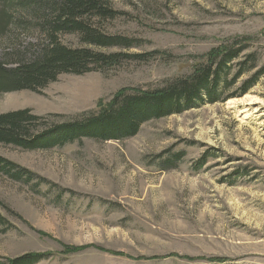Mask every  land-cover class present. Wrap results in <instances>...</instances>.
Returning a JSON list of instances; mask_svg holds the SVG:
<instances>
[{
    "label": "rangeland",
    "instance_id": "374dc122",
    "mask_svg": "<svg viewBox=\"0 0 264 264\" xmlns=\"http://www.w3.org/2000/svg\"><path fill=\"white\" fill-rule=\"evenodd\" d=\"M102 1L119 14L89 22L132 46L92 49L145 57L61 74L39 92L2 93L0 113L29 108L43 118L41 129L81 119L120 89L153 91L189 76L238 37L251 36L258 67L231 92L264 60V0ZM12 9L0 59L12 48L32 50L42 37L39 16L21 3ZM59 41L85 47L76 34ZM204 151L207 163L195 169ZM0 155L47 181L0 174L2 258L50 252L36 264H264V74L239 97L150 120L125 140L84 138L46 151L0 144Z\"/></svg>",
    "mask_w": 264,
    "mask_h": 264
},
{
    "label": "trees",
    "instance_id": "16d2710c",
    "mask_svg": "<svg viewBox=\"0 0 264 264\" xmlns=\"http://www.w3.org/2000/svg\"><path fill=\"white\" fill-rule=\"evenodd\" d=\"M15 3L27 6L31 13L39 16L42 37L32 50L12 48L0 59V94L21 90L39 92L55 82L61 74L82 75L93 71L97 66H114L122 58L145 57L141 54H107L92 49L132 46L131 40L106 35L89 22L92 18H114L119 14L102 0H0L1 38H7L9 29L15 24L12 14ZM60 34L78 35L85 47L72 48L62 44L59 41ZM237 39L239 40L233 39L211 50L205 62L194 67L189 76L153 91L120 89L111 100L99 104L95 112L81 119L41 129L37 125L43 118L33 114L29 108L0 113V144L24 151H46L84 138L121 141L134 137L141 125L150 120L179 114L202 104L223 103L230 98L239 97L249 91L264 74V60L237 92H231L230 86L258 67L257 60H254L256 53L248 52L251 36ZM207 153L204 151L194 162L195 169L206 165ZM172 157L180 159L181 153L164 160L163 167L168 168L175 163ZM0 174L13 181L37 180L40 184L47 183L45 179L1 155ZM0 207L5 208L3 204ZM3 222L4 217L0 213V223ZM74 251L75 249L64 247L62 253L72 254ZM113 254L127 256L121 252ZM50 255V252H26L16 257H0V264H36ZM170 256L181 257L178 254ZM210 261L219 263L225 260L211 258Z\"/></svg>",
    "mask_w": 264,
    "mask_h": 264
}]
</instances>
